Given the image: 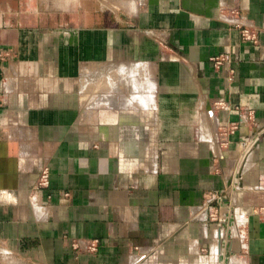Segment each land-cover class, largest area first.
<instances>
[{"label": "crops", "instance_id": "obj_1", "mask_svg": "<svg viewBox=\"0 0 264 264\" xmlns=\"http://www.w3.org/2000/svg\"><path fill=\"white\" fill-rule=\"evenodd\" d=\"M263 125L264 0H0V264H264Z\"/></svg>", "mask_w": 264, "mask_h": 264}, {"label": "built area", "instance_id": "obj_2", "mask_svg": "<svg viewBox=\"0 0 264 264\" xmlns=\"http://www.w3.org/2000/svg\"><path fill=\"white\" fill-rule=\"evenodd\" d=\"M236 27L239 29L241 40H243L244 42H250L252 44L257 43L258 40L257 32L246 28H240L239 26ZM215 107H217V105ZM243 118H245L244 120H246V122H250V123L254 122V118L251 112H246ZM262 135H264V125L261 127H257L252 135L242 140V156L241 159L239 160L236 170H234V172L232 173L230 182L228 184V190L226 192L220 191L213 193L210 196V200L211 202H215V205H212L211 207L221 206L222 204H225V202L230 201L232 198L235 197V195L237 194L240 188V168L243 165V161L245 157L249 154V152L255 147L257 141L260 139ZM48 183H49V173L47 168H43L40 172L37 183L34 185V190H40L46 188L48 186ZM210 217L211 220H214L213 215H211ZM95 248H97V242L92 241L90 243L89 249L95 250Z\"/></svg>", "mask_w": 264, "mask_h": 264}]
</instances>
